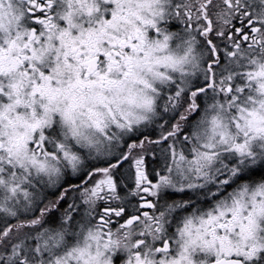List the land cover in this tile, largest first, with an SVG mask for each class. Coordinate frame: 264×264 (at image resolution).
<instances>
[{
	"label": "snow or ice",
	"instance_id": "6c2138e0",
	"mask_svg": "<svg viewBox=\"0 0 264 264\" xmlns=\"http://www.w3.org/2000/svg\"><path fill=\"white\" fill-rule=\"evenodd\" d=\"M0 264H264V0H0Z\"/></svg>",
	"mask_w": 264,
	"mask_h": 264
},
{
	"label": "flooded vegetation",
	"instance_id": "af4514ba",
	"mask_svg": "<svg viewBox=\"0 0 264 264\" xmlns=\"http://www.w3.org/2000/svg\"><path fill=\"white\" fill-rule=\"evenodd\" d=\"M153 166H155V165H153Z\"/></svg>",
	"mask_w": 264,
	"mask_h": 264
}]
</instances>
